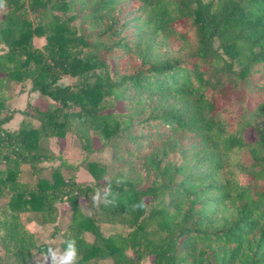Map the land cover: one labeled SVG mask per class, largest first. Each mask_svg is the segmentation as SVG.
I'll list each match as a JSON object with an SVG mask.
<instances>
[{
  "label": "trees",
  "instance_id": "obj_1",
  "mask_svg": "<svg viewBox=\"0 0 264 264\" xmlns=\"http://www.w3.org/2000/svg\"><path fill=\"white\" fill-rule=\"evenodd\" d=\"M0 9V264H34L21 216L55 225L61 203L72 219L60 248L74 242V264H264V0ZM25 83L50 101L9 130L8 92ZM71 132L87 154L94 138L112 151L111 163L87 164L93 184L63 174L76 166H45L58 156L42 143Z\"/></svg>",
  "mask_w": 264,
  "mask_h": 264
},
{
  "label": "rangeland",
  "instance_id": "obj_2",
  "mask_svg": "<svg viewBox=\"0 0 264 264\" xmlns=\"http://www.w3.org/2000/svg\"><path fill=\"white\" fill-rule=\"evenodd\" d=\"M3 10L0 9V17L3 15ZM34 43L38 47H43L46 43L44 37H36ZM76 78H64L60 83L62 85L77 82ZM8 110L14 112L13 119L6 125L9 130H15L19 127L24 116L22 111L28 107L30 104L38 105L42 109H45L49 103V99L42 97L37 92L31 91V84H15L11 87L8 92ZM115 110L117 112H124L123 105L120 103L116 104ZM37 124V123H36ZM246 136L249 139L254 138V132L252 130H247ZM94 147L97 151L87 154L83 149V144L80 138L74 133H68L64 138H51L48 141L42 143L43 147L51 150L58 158L51 163H45V166H57L60 163H65L71 166H76L75 171L63 168V174L67 177L75 174L78 181L84 182L86 184H93L94 179L87 168L88 163H98L99 165H107L112 161V151L109 148L101 149L102 145L97 138L93 141ZM45 170L44 175L46 177L51 176V169ZM23 181H30L31 177L27 168H24L22 173ZM6 202L5 198L0 199V206ZM58 218L55 225H40L36 221V215L32 212L23 213L22 220L25 222L29 230H31L37 239L38 247L33 253V263L34 264H58L59 257L64 254L60 248L61 242V231L67 227L72 219V210L68 203L58 204ZM56 226V227H55ZM55 229L57 232H55ZM103 232L105 236L113 234L115 232H125V228L115 227L111 225H103ZM85 239L88 242H93L94 236L87 232L85 234ZM49 249H52L56 253V258L53 259L49 256ZM0 253L2 249L0 246ZM101 264H111V260H103ZM68 264H74L71 260ZM141 264H151V259L145 258Z\"/></svg>",
  "mask_w": 264,
  "mask_h": 264
},
{
  "label": "clouds",
  "instance_id": "obj_3",
  "mask_svg": "<svg viewBox=\"0 0 264 264\" xmlns=\"http://www.w3.org/2000/svg\"><path fill=\"white\" fill-rule=\"evenodd\" d=\"M75 255H76V249L74 247V242L69 241L67 243V247L65 249L64 254L59 257L58 264H68V262H70ZM49 256L55 259L56 253L52 249H49Z\"/></svg>",
  "mask_w": 264,
  "mask_h": 264
}]
</instances>
